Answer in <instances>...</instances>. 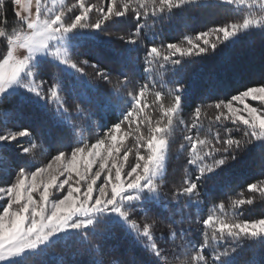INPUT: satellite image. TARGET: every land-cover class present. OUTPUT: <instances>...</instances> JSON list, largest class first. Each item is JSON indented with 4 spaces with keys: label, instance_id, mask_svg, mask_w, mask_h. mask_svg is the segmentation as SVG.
I'll return each instance as SVG.
<instances>
[{
    "label": "snow or ice",
    "instance_id": "obj_1",
    "mask_svg": "<svg viewBox=\"0 0 264 264\" xmlns=\"http://www.w3.org/2000/svg\"><path fill=\"white\" fill-rule=\"evenodd\" d=\"M254 34L264 0H0V264H264Z\"/></svg>",
    "mask_w": 264,
    "mask_h": 264
},
{
    "label": "trees",
    "instance_id": "obj_2",
    "mask_svg": "<svg viewBox=\"0 0 264 264\" xmlns=\"http://www.w3.org/2000/svg\"><path fill=\"white\" fill-rule=\"evenodd\" d=\"M194 18L189 22L191 24V28H184L182 24H177L171 32L165 33V39L171 38H179L184 33L194 34L195 31L201 30L200 25L206 21L209 15L213 17L215 22H225L231 19L235 12L232 10L231 6H224L222 8L214 10L213 13H205V12H194ZM236 56L243 59L245 63H251L255 68H259L261 60L264 59V39H262L259 34H254L247 42H245L240 48L236 50L234 53ZM200 67V61H197L189 66L188 71L189 74L197 72ZM214 65L211 63H207L205 65V71L213 68ZM89 71H91L89 69ZM188 109H185V119L188 118ZM211 115V110L209 111ZM183 130L178 129L175 135L178 139L182 137ZM42 158V157H41ZM177 165L183 163V157L181 156L179 161H174ZM260 167L258 163L252 164L250 167L244 169L239 174L231 177L230 180L225 177H220L216 181H210L209 187L213 184L216 185V192L219 194L222 190H227L228 195H235L236 192L241 190V186L245 184V182H251L252 177H259ZM230 184V188H229ZM247 195V193H245ZM220 199H224L223 195L219 196ZM217 202H219L217 200ZM253 215H259L262 211H264V207L257 205L254 209H250ZM167 247V245H163ZM59 254V249L56 250ZM251 255L250 253L248 254Z\"/></svg>",
    "mask_w": 264,
    "mask_h": 264
}]
</instances>
